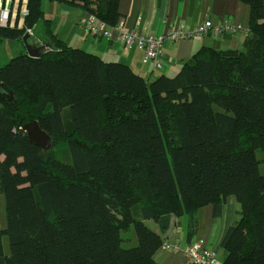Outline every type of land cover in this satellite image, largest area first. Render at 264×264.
I'll use <instances>...</instances> for the list:
<instances>
[{"label": "trees", "instance_id": "trees-1", "mask_svg": "<svg viewBox=\"0 0 264 264\" xmlns=\"http://www.w3.org/2000/svg\"><path fill=\"white\" fill-rule=\"evenodd\" d=\"M43 1L119 19V0H26L22 26H0V40H22L42 22L47 41L0 66L13 95L0 97V264H155L170 216H187L190 239L198 209L220 217L229 195L240 210L221 264H264V0H239L242 51L201 46L153 80L60 39ZM33 120L67 144L68 161L28 140ZM131 226L136 242L124 247Z\"/></svg>", "mask_w": 264, "mask_h": 264}, {"label": "crops", "instance_id": "crops-1", "mask_svg": "<svg viewBox=\"0 0 264 264\" xmlns=\"http://www.w3.org/2000/svg\"><path fill=\"white\" fill-rule=\"evenodd\" d=\"M57 4V13L53 11L54 4H42V9L60 39L72 47L93 53L104 61L124 63L147 80H153L160 75L174 77L182 64L201 46L215 50L242 51L249 34V7L239 0H119L118 24L124 30L136 29L145 35H165L175 29L193 31L210 20L211 27L203 35L192 33L189 37L165 41L161 46L162 65L154 68L150 62L143 61V50L137 47L124 49L115 30L111 31L108 38L88 36L79 26V20L85 13L66 4ZM224 18H229L239 29L234 32H215L213 27L219 26ZM38 24L41 25V37L28 40L26 50L47 44L43 24ZM36 25L30 29L31 34ZM239 210L240 205L233 195L226 197L220 217L213 216L210 204L200 207L196 215V233L190 239L187 238V216H170V225L163 234L164 242L153 255L155 264H187L185 248L196 240L202 241L204 246L212 250L217 264H221L224 258L221 243L228 227L238 218ZM145 223L152 230L159 231L158 224L153 220H146ZM130 242L134 244L136 238ZM164 244H176L178 248L170 251L163 247Z\"/></svg>", "mask_w": 264, "mask_h": 264}, {"label": "built area", "instance_id": "built-area-1", "mask_svg": "<svg viewBox=\"0 0 264 264\" xmlns=\"http://www.w3.org/2000/svg\"><path fill=\"white\" fill-rule=\"evenodd\" d=\"M27 14L26 0H0V26H22L23 17ZM211 27L210 20L197 27L193 31L175 29L165 35L161 34H142L136 29L124 30L120 24L109 26L98 19L93 14H86L80 20L82 32L88 36L108 38L111 31L117 32L118 41L124 49L137 47L143 50V61L150 62L154 68L161 67V45L166 40H177L191 36L192 33L205 34ZM215 32L231 31L234 32L239 27L233 25L229 18H224L219 26L213 27ZM170 251L177 250V245L164 244ZM187 264H217L215 253L202 244V241L196 240L185 248Z\"/></svg>", "mask_w": 264, "mask_h": 264}, {"label": "rangeland", "instance_id": "rangeland-1", "mask_svg": "<svg viewBox=\"0 0 264 264\" xmlns=\"http://www.w3.org/2000/svg\"><path fill=\"white\" fill-rule=\"evenodd\" d=\"M42 4H54V13L58 12L57 3L54 2H43ZM86 14L83 15V17ZM82 17V18H83ZM81 18V19H82ZM80 19V20H81ZM80 20H79V26H80ZM105 24H107L105 22ZM108 25V24H107ZM9 26V25H6ZM41 25L38 24L35 26L33 33L31 34L30 28H26L25 30V35H27L24 39L23 36L22 40H11V39H1L0 40V66L6 64L12 57L18 55L19 53H21V51L23 52H27L26 50V46H28V40H33L40 38L41 37ZM91 37H95V36H91ZM98 38H102V37H98ZM178 40V39H177ZM168 41V40H166ZM162 46V45H161ZM43 47L42 45H39L38 48ZM38 48L35 49H31L30 51L32 52L33 50L37 51ZM45 48V46H44ZM50 155H52L53 157H56L62 161H68L69 160V154H68V150H67V144L63 141H58L56 140L55 142H52V148L49 150ZM257 156H261V151L257 150L256 151ZM259 171L261 174H264V162H260L259 163ZM5 226V213H4V198L2 195H0V227H4ZM121 238L123 239L122 241V245L124 247H129L131 245H133V242L131 243L130 240L133 239L135 237L134 231L132 226L125 231H121L120 233ZM2 243H3V250L5 252V254L8 253V242H7V238L6 236H3L2 238ZM170 245H176V244H170Z\"/></svg>", "mask_w": 264, "mask_h": 264}, {"label": "water", "instance_id": "water-1", "mask_svg": "<svg viewBox=\"0 0 264 264\" xmlns=\"http://www.w3.org/2000/svg\"><path fill=\"white\" fill-rule=\"evenodd\" d=\"M25 35L23 39L26 37ZM31 49L27 50V53L32 54ZM32 52H36L33 50ZM0 97L7 98L8 100H12V92L5 86L4 83H0ZM22 129L25 131L28 140L34 145L38 146L40 149L47 151L52 146L51 137L44 130H42L37 123V121L33 120L25 124Z\"/></svg>", "mask_w": 264, "mask_h": 264}]
</instances>
